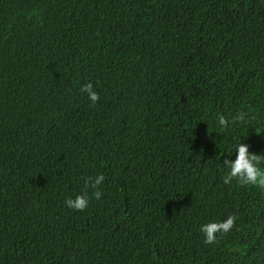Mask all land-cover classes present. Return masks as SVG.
Returning <instances> with one entry per match:
<instances>
[{
    "label": "trees",
    "instance_id": "trees-1",
    "mask_svg": "<svg viewBox=\"0 0 264 264\" xmlns=\"http://www.w3.org/2000/svg\"><path fill=\"white\" fill-rule=\"evenodd\" d=\"M239 142L264 152V0H0V264H264Z\"/></svg>",
    "mask_w": 264,
    "mask_h": 264
},
{
    "label": "clouds",
    "instance_id": "clouds-1",
    "mask_svg": "<svg viewBox=\"0 0 264 264\" xmlns=\"http://www.w3.org/2000/svg\"><path fill=\"white\" fill-rule=\"evenodd\" d=\"M82 93H86L91 104L94 106L99 100V94L95 90L93 83L88 82L82 85L80 88ZM254 119L253 115L241 111L232 117L231 123H247L249 120ZM230 121L223 115L219 116L220 126L226 128L229 126ZM223 165L228 169V173L224 176V184H229L233 179L241 185L256 186L264 189V152L261 154H254L249 152V146L245 143L239 142L235 148V159L230 160L225 158ZM105 180L103 174H99L95 177L89 176L85 179L82 190L74 198L69 197L65 200V205L73 210L83 211L85 210L91 198L99 200L102 196L99 186ZM237 216L235 214H229L222 221H212L205 223L201 226L200 231L203 233L205 239L204 243L214 244L217 241V234H220V238L236 227ZM237 231L239 229L237 228ZM147 233V230H146ZM140 240H132L131 243H139ZM128 250V249H127ZM118 257H123L129 254L131 251H126L123 248L117 247ZM117 264L119 261L117 260Z\"/></svg>",
    "mask_w": 264,
    "mask_h": 264
}]
</instances>
